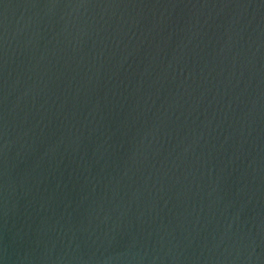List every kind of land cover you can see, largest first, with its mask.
<instances>
[{
  "label": "water",
  "instance_id": "1",
  "mask_svg": "<svg viewBox=\"0 0 264 264\" xmlns=\"http://www.w3.org/2000/svg\"><path fill=\"white\" fill-rule=\"evenodd\" d=\"M0 264H264V0H0Z\"/></svg>",
  "mask_w": 264,
  "mask_h": 264
}]
</instances>
